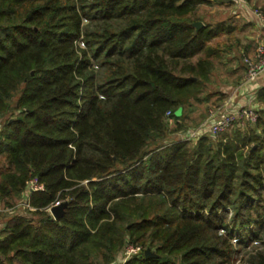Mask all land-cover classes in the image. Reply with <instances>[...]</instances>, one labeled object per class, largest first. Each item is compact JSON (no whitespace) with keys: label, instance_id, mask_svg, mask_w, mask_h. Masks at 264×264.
<instances>
[{"label":"trees","instance_id":"obj_1","mask_svg":"<svg viewBox=\"0 0 264 264\" xmlns=\"http://www.w3.org/2000/svg\"><path fill=\"white\" fill-rule=\"evenodd\" d=\"M210 2L0 0V114L17 111L0 201L43 186L40 218L8 222L0 264H115L126 244L155 254L127 264H232V240L252 245L241 264H264V114L215 145L167 139L228 33L196 16Z\"/></svg>","mask_w":264,"mask_h":264},{"label":"rangeland","instance_id":"obj_2","mask_svg":"<svg viewBox=\"0 0 264 264\" xmlns=\"http://www.w3.org/2000/svg\"><path fill=\"white\" fill-rule=\"evenodd\" d=\"M243 2L246 3L245 0H211L209 4L202 3L197 7L196 16L205 23H209L210 25L214 26L222 20L230 21L229 19L240 15L239 7L247 9L249 12L251 11L253 18H255V16L253 15L254 11L264 13L260 6L254 5L252 2L247 4H244ZM256 22L259 23L255 18V23ZM246 24L247 21L244 18H241L239 26L235 27L234 33L230 35V37H226L225 34H222L210 42L212 46H216L220 51L217 55L210 57L211 70L207 75V79L204 80L202 92H200V94H198L197 96L198 99H193V97L190 98L183 107L182 112L186 117V120H184L182 128L176 130V126L174 125V123H170V126L167 129V139L169 141L175 142V140H178V137H180L181 135L192 134L194 138L193 141L189 143L191 148L195 144H197L200 139L205 137L207 139V142L215 145L218 144V142H221L223 135L226 134L225 132L229 131V133H232V129H235L234 127L245 129L247 128L246 124L254 125V123L256 122L255 121L253 124H251L246 118H238L237 116L238 119L233 122L225 131L218 133L217 135H211L210 132L207 131L209 125H211V119L213 121V119H215L219 114H224L227 112L237 114L243 110L252 111L254 95L251 94L253 92H247L245 96L242 97L239 94V91H237L240 88V86H238L240 82H245L246 79L243 73V71H245V68H247L244 59H254L253 56H255V53L253 56L245 54L246 51L242 47L239 48L240 44L236 43V41L238 40L236 38L238 37L244 40L246 36L250 37L254 35H252V30H250V28H248V25ZM255 27L254 31L256 30ZM245 40H248L247 42H249L250 39ZM257 45L262 46V44L260 43H257ZM239 67L241 69H239ZM242 67L244 68V70H242ZM240 70L241 75H236ZM230 71L235 72L233 76L230 75ZM238 76L239 80L236 79ZM229 83H232V91L230 92L232 96H230L229 98L227 96L225 98V95L221 94V90H224V88L229 85ZM16 98L17 97H14V100H12L16 101ZM239 99H242V101H240ZM10 103L9 106L13 107V104ZM16 112V110H9L4 111L0 114V132L3 130L7 120H13L15 118V116L17 115ZM252 112H254L257 116V112ZM28 195L29 194L25 192L21 197L10 200L8 203H5V201H0V240L5 238V231L8 226V222H10L13 217L21 216L26 219L34 218L35 220H38L40 218L39 215L34 214L33 216L31 214L35 211V208L30 205L29 198L31 194L29 195V198ZM227 211L228 213L226 215L225 222L228 224L230 223L233 216V211L230 208H228ZM46 212H48V214L54 218L53 213L50 209H47ZM220 233L223 234L224 231H220ZM232 244L233 248L237 249V255H234V257L232 258V264H241L242 262L240 261L243 259V255L246 252L250 251L248 247L252 245H249L246 249H243L238 246L236 240H232ZM130 249H132L133 251ZM146 252H148L149 255H146ZM126 255H128L129 257L128 261L125 264H127L129 260L136 259L137 257L141 258L142 255H144L145 257L155 256L154 250L151 248L144 249L143 251V249L139 245L126 244V246L119 252L115 264H122L124 258H126Z\"/></svg>","mask_w":264,"mask_h":264},{"label":"crops","instance_id":"obj_3","mask_svg":"<svg viewBox=\"0 0 264 264\" xmlns=\"http://www.w3.org/2000/svg\"><path fill=\"white\" fill-rule=\"evenodd\" d=\"M245 1H246V3L243 2L244 4L252 2L254 5L260 6L261 9L264 11V0H245ZM240 8H242V7H239L240 15H238L232 19H229L230 21L222 20V21H220V23H223V24H225V26H228L230 28V30L228 28V33H223V34H225L226 37H230V35H232L234 33L235 27L239 26L240 19L244 18L247 21L246 25H248V28H250V30H252V35L253 34L254 35L250 36V37L246 36V38H244V40L240 39L238 37V38H236V39H238L236 41V43L240 44L239 48L242 47L246 51L245 54H249V55L253 56L255 53L256 47L258 46L257 43L264 45V30L259 26V23H257V22H256L257 24L255 23V18H253L251 11L249 12L247 9H244V8L240 9ZM255 25H256V27L258 25V27L256 28ZM242 27H244V26H242ZM254 27L256 29L255 31H254ZM245 39H250V40H249V42H247L248 40H245ZM239 69H241V68L239 67ZM242 70H244L243 67H242ZM240 72H241V70L238 71V73L236 75H238V74L241 75ZM245 72H246V68H245V71H243L244 75L246 74ZM234 73H235L234 71H230L231 76H233ZM236 79L239 80V76ZM242 82L243 81H241L240 84L238 85L241 88V89L239 88L237 90V91H239V94L242 97H244L247 92H249V93L253 92L254 94L253 93L251 94V95H254V97H253L254 102L252 104L253 108L251 107L252 111L257 112V116H259V113L264 114V99L263 100L259 99V94L262 93V90L264 88V72L260 75V77L255 82H251V83L246 82V81L243 83ZM231 86H232V83H229V85H227L224 88V90H221V94L225 95V98L227 96H228V98L230 96H232V94H230V92L232 91ZM239 100L242 101V99H239ZM247 125H249V124H246V126Z\"/></svg>","mask_w":264,"mask_h":264},{"label":"built area","instance_id":"obj_4","mask_svg":"<svg viewBox=\"0 0 264 264\" xmlns=\"http://www.w3.org/2000/svg\"><path fill=\"white\" fill-rule=\"evenodd\" d=\"M253 15L255 16L256 20L259 22L260 27L264 30V13L259 11H254ZM246 63V74H245V81L246 82H255L260 75L264 72V46H258L255 50V56L254 59L245 58ZM166 116H169V112H167ZM246 118L251 124H253L257 120V116L254 112L251 110H243L240 111V113L232 114L230 112L219 114L215 119H211V122L208 128V132H210L211 135H217L218 133H221L229 128V126L235 122L238 118ZM169 123H171V120L169 119ZM194 136L192 134H185L178 137V141L185 142V141H193ZM39 190H43V186L38 183V180L36 178H33L29 181L27 185V189L25 192L27 194H32L33 192H37ZM28 195V198H29ZM60 202H56L53 207L59 206ZM50 208V210L52 209ZM132 250V249H130ZM133 251V250H132ZM129 254V253H128ZM128 255H126V258H124L122 264H125L128 261Z\"/></svg>","mask_w":264,"mask_h":264},{"label":"water","instance_id":"obj_5","mask_svg":"<svg viewBox=\"0 0 264 264\" xmlns=\"http://www.w3.org/2000/svg\"><path fill=\"white\" fill-rule=\"evenodd\" d=\"M193 26L199 30L203 24L201 22H195ZM65 207V204H60L59 206L53 207L51 209V212L53 213L54 218H58L62 214V209ZM146 255H149L148 252H146Z\"/></svg>","mask_w":264,"mask_h":264}]
</instances>
